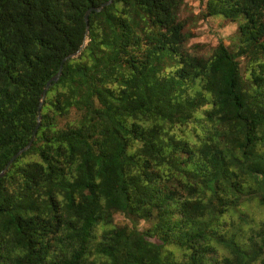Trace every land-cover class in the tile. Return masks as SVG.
Listing matches in <instances>:
<instances>
[{
    "label": "trees",
    "instance_id": "1",
    "mask_svg": "<svg viewBox=\"0 0 264 264\" xmlns=\"http://www.w3.org/2000/svg\"><path fill=\"white\" fill-rule=\"evenodd\" d=\"M104 1L0 0V172L87 40L0 176V264H264V0H206L238 21L207 55L184 0L85 35Z\"/></svg>",
    "mask_w": 264,
    "mask_h": 264
},
{
    "label": "rangeland",
    "instance_id": "2",
    "mask_svg": "<svg viewBox=\"0 0 264 264\" xmlns=\"http://www.w3.org/2000/svg\"><path fill=\"white\" fill-rule=\"evenodd\" d=\"M206 0H184L180 13L187 18L186 29L191 33L189 40L185 42L187 49L191 51L192 46H197V54L207 55L219 41L231 46L238 27V21H229L221 16H212L206 19L201 18V11L205 7ZM192 52V51H191ZM193 53V52H192ZM244 65L243 61L241 62ZM244 69V68H243ZM115 220L120 223L131 225L129 220L123 221L120 215H115ZM140 228H147L148 222L140 221Z\"/></svg>",
    "mask_w": 264,
    "mask_h": 264
},
{
    "label": "water",
    "instance_id": "3",
    "mask_svg": "<svg viewBox=\"0 0 264 264\" xmlns=\"http://www.w3.org/2000/svg\"><path fill=\"white\" fill-rule=\"evenodd\" d=\"M113 0H107V1H104L102 2L99 6H94V7H89L85 13H84V22H85V25H86V29H85V35L88 34V17H89V13L91 11H94V12H99L103 9V7L111 4ZM86 41L87 40H84V42L80 45V47L78 48V50L74 53H71V54H68L67 56H65L63 59H62V62H65L67 59H70V58H74L76 57L77 55L80 54L82 48L85 46L86 44ZM60 64L59 68H58V71L56 72V74L51 77L45 84L43 90H42V93H41V98H40V101H39V105H38V108H37V117H36V125L33 129V132H32V136H31V139L30 141L27 143V145H25L24 147L20 148L14 155H12V157L9 159V161L7 162V164L5 165V167L3 168V170L0 172V176L3 175V173L7 170L8 166L10 165V163L16 159L21 153L25 152L31 145L35 135H36V132L38 130V127L40 125V121H41V107H42V104H43V101H44V98H45V95H46V92H47V89L50 87L51 83L52 82H56L60 75H61V71H62V63Z\"/></svg>",
    "mask_w": 264,
    "mask_h": 264
}]
</instances>
